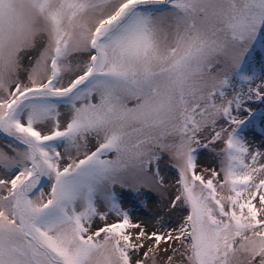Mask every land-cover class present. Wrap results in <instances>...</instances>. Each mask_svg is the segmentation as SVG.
<instances>
[{
	"label": "snow or ice",
	"instance_id": "1",
	"mask_svg": "<svg viewBox=\"0 0 264 264\" xmlns=\"http://www.w3.org/2000/svg\"><path fill=\"white\" fill-rule=\"evenodd\" d=\"M261 36L264 0H0V264H264ZM164 155L185 214L149 232L116 188Z\"/></svg>",
	"mask_w": 264,
	"mask_h": 264
},
{
	"label": "rangeland",
	"instance_id": "2",
	"mask_svg": "<svg viewBox=\"0 0 264 264\" xmlns=\"http://www.w3.org/2000/svg\"><path fill=\"white\" fill-rule=\"evenodd\" d=\"M260 40H264V36H261ZM247 61L249 66L256 71L257 77L264 74V57L260 55L258 45L254 52L248 56ZM242 87H245L246 91V86ZM247 106H250L254 111H264V103L259 101H252ZM261 127H264V123L261 124ZM242 135H244L251 151L264 152V134L257 128H248ZM6 140V137L0 136V147H5ZM197 155L199 157L198 171L205 166L210 168L217 166L215 155L211 150L201 149ZM160 170L164 177V188L160 193L143 192L137 195L118 187L116 192L119 203L130 213L133 222L140 223L149 232L163 233L175 228L185 211L169 207L170 199L174 195L173 186L177 179V172L168 163L167 155H164L160 163ZM113 220H115L114 215L109 217V222Z\"/></svg>",
	"mask_w": 264,
	"mask_h": 264
}]
</instances>
